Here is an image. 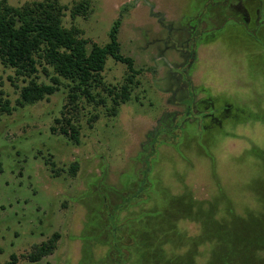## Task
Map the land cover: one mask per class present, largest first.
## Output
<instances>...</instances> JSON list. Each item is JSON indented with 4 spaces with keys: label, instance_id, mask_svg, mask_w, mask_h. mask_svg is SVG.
Listing matches in <instances>:
<instances>
[{
    "label": "rangeland",
    "instance_id": "1",
    "mask_svg": "<svg viewBox=\"0 0 264 264\" xmlns=\"http://www.w3.org/2000/svg\"><path fill=\"white\" fill-rule=\"evenodd\" d=\"M5 1L19 6L34 0ZM59 1L87 3L85 15L73 18L67 9L62 22L98 44L108 41L126 6L121 52L143 70L115 115L83 102L74 143L50 129L66 88L19 106L25 82L0 61V102L11 109L0 113V263L16 254V264H114L115 226L130 237L122 264H264V25L254 37L248 32L259 1ZM238 4L249 12L248 30L231 25L245 22ZM199 20L206 21L201 29L209 28L207 21L215 27L225 20L226 26L196 41L186 68L196 106L178 118L188 101L180 102L184 92L173 71L185 55L172 43L188 39L190 24L197 31ZM183 43L190 48V41ZM42 66L38 60V81L47 80ZM125 75V64L106 60V84L120 86ZM91 115L97 116L89 121ZM145 159L146 189L108 221L122 198L137 191ZM53 232L60 234L54 252L29 261L31 247Z\"/></svg>",
    "mask_w": 264,
    "mask_h": 264
},
{
    "label": "trees",
    "instance_id": "2",
    "mask_svg": "<svg viewBox=\"0 0 264 264\" xmlns=\"http://www.w3.org/2000/svg\"><path fill=\"white\" fill-rule=\"evenodd\" d=\"M67 9L74 18L85 15L88 7L87 3L81 1L68 7L59 0H34L19 6L0 0V61L6 67H12L15 75L25 82L20 88V98L17 100L19 106L34 104L66 88V103L60 116L54 118L55 125L50 129L78 143L80 132L75 115L84 107L83 102L107 107L108 112L115 115L118 106L130 99L139 83L137 76L143 69L136 68L134 59L121 52L118 34L126 6L121 8L120 16L112 22L107 33L108 41L104 44L83 38L82 32L74 26L65 27L62 18ZM109 57L126 66L124 82L120 86L106 84L103 80L102 72ZM36 58L43 63L41 72L46 81L37 80L39 70ZM10 111L7 101L0 102V113ZM96 116L91 115L88 120L92 121ZM161 131L172 132L163 127ZM144 161L147 168L142 171L137 191L122 198L121 205L112 210L108 221L114 222L112 218L117 210L126 209L131 202H137L141 190L146 189L150 164L146 159ZM70 170L75 172V163ZM110 233L111 247L115 251L114 264H122L125 236L130 239L128 230L119 233L114 226ZM59 237L58 232H53L46 240L34 244L25 255L26 258L31 262L41 261L54 252ZM17 259L16 254H11L8 260L0 264H16Z\"/></svg>",
    "mask_w": 264,
    "mask_h": 264
},
{
    "label": "flooded vegetation",
    "instance_id": "3",
    "mask_svg": "<svg viewBox=\"0 0 264 264\" xmlns=\"http://www.w3.org/2000/svg\"><path fill=\"white\" fill-rule=\"evenodd\" d=\"M231 0H226L225 1V4L226 6H231L233 3L230 2ZM243 0H237L238 3H242ZM259 3L261 4L260 7L256 8L255 11H254V21H253V26L251 27L250 31L248 30V23L250 21V17H249V12L247 10V8L243 7V6H240L239 4L236 5V7H239L240 10L242 11V18L245 22H239L237 21L236 23H232L231 25H239V26H246L247 27V30L249 32V35L250 36H256V34L258 33L259 29L262 28V22L261 19L264 18V0H258ZM158 21H159V24L163 27H165V24L163 23V19H162V16H159L158 18ZM205 21V20H204ZM204 21H201L199 20L197 22L198 26H199V29L196 31V28L193 27L192 24L191 27L193 28L191 30V35L188 39L184 40L183 42H191L190 44V48L189 49H185L184 47V43L182 42L179 46L176 44V43H172L173 47L179 51H181L182 53H184L185 55V63H181L180 65L177 66V70L176 72L173 71L174 74H176V77L178 78L179 80V84H178V89L180 90H183L184 92V96L182 97L183 99H181L182 101H180L181 103H184L185 102V99L188 101V102H185L186 103V107L184 109V112L180 113V115H178V118H180V116H182L183 118H186L189 113L191 112L192 109L195 108L196 106V103H195V100H196V94L194 93L193 91V87L191 86V81L188 79V75H187V72H186V68L187 67H190L193 63V59L195 57V51H196V41H198L199 38H201V34H205V33H212V30L215 29L216 31H220L222 30V28L224 26H226V22L225 20L223 21L224 23H221L219 26H211L209 21H207V23L209 24V28H206L205 29H201L200 28V25L202 24V22ZM206 23V21H205ZM207 25V24H206ZM170 31H171V27H167V32H168V35L165 39V42H169L171 41L170 39ZM211 35V34H210ZM179 74V75H178ZM183 80H182V79ZM202 113H200L198 116H195L196 118H200L202 115Z\"/></svg>",
    "mask_w": 264,
    "mask_h": 264
}]
</instances>
